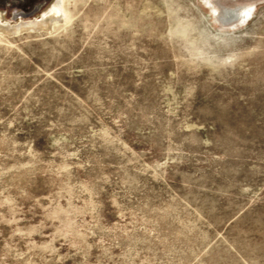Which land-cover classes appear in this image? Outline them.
Listing matches in <instances>:
<instances>
[{
	"label": "rangeland",
	"instance_id": "obj_1",
	"mask_svg": "<svg viewBox=\"0 0 264 264\" xmlns=\"http://www.w3.org/2000/svg\"><path fill=\"white\" fill-rule=\"evenodd\" d=\"M43 16L0 34V264H264V0H0Z\"/></svg>",
	"mask_w": 264,
	"mask_h": 264
},
{
	"label": "bare ground",
	"instance_id": "obj_2",
	"mask_svg": "<svg viewBox=\"0 0 264 264\" xmlns=\"http://www.w3.org/2000/svg\"><path fill=\"white\" fill-rule=\"evenodd\" d=\"M223 10H224L223 13L219 15V17L222 18V20L239 19L240 17H242V13L244 12V10L238 8H224ZM56 20L59 19L58 18L53 19L50 16L47 17L43 16L40 21L33 20L30 22H22L17 25H4L0 23V34L6 33L11 35V33L15 34L17 32H22V31H39L45 29L47 30V28H49V26L51 27V25H53L52 23Z\"/></svg>",
	"mask_w": 264,
	"mask_h": 264
}]
</instances>
